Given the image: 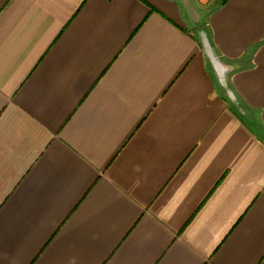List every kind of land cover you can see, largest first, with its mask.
<instances>
[{"label": "crops", "instance_id": "obj_1", "mask_svg": "<svg viewBox=\"0 0 264 264\" xmlns=\"http://www.w3.org/2000/svg\"><path fill=\"white\" fill-rule=\"evenodd\" d=\"M0 264H264V0H0Z\"/></svg>", "mask_w": 264, "mask_h": 264}, {"label": "water", "instance_id": "obj_2", "mask_svg": "<svg viewBox=\"0 0 264 264\" xmlns=\"http://www.w3.org/2000/svg\"><path fill=\"white\" fill-rule=\"evenodd\" d=\"M199 36L201 37L202 39V43H203V47H204V50L206 52V54L209 56V58L212 60V62L217 65V66H222L217 54L215 53L212 45H211V42H210V38H209V35L207 33L206 30L204 29H201L199 31Z\"/></svg>", "mask_w": 264, "mask_h": 264}, {"label": "rangeland", "instance_id": "obj_3", "mask_svg": "<svg viewBox=\"0 0 264 264\" xmlns=\"http://www.w3.org/2000/svg\"><path fill=\"white\" fill-rule=\"evenodd\" d=\"M201 29H204V30H206L207 31V29H206V26L204 25V26H202V27H200L197 31H198V33H199V31L201 30Z\"/></svg>", "mask_w": 264, "mask_h": 264}, {"label": "trees", "instance_id": "obj_4", "mask_svg": "<svg viewBox=\"0 0 264 264\" xmlns=\"http://www.w3.org/2000/svg\"><path fill=\"white\" fill-rule=\"evenodd\" d=\"M209 29H208V27H207V33H208V35H209V31H208ZM210 38V37H209Z\"/></svg>", "mask_w": 264, "mask_h": 264}]
</instances>
